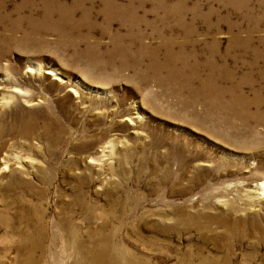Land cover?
I'll return each mask as SVG.
<instances>
[{"label": "rangeland", "instance_id": "obj_1", "mask_svg": "<svg viewBox=\"0 0 264 264\" xmlns=\"http://www.w3.org/2000/svg\"><path fill=\"white\" fill-rule=\"evenodd\" d=\"M167 42L191 89L150 69ZM239 93L264 101V0H0V264L35 228L33 264H110L102 238L122 264H264V103Z\"/></svg>", "mask_w": 264, "mask_h": 264}, {"label": "bare ground", "instance_id": "obj_2", "mask_svg": "<svg viewBox=\"0 0 264 264\" xmlns=\"http://www.w3.org/2000/svg\"><path fill=\"white\" fill-rule=\"evenodd\" d=\"M45 1V0H43ZM163 5V4H162ZM164 7V6H163ZM46 11H50L48 8H46ZM157 13V11H156ZM181 13H183L182 11H158V14L160 15H157V18L156 20L153 22V25H155L154 23H158L160 24L161 26H165L166 27V23H167V20L171 17V15H173L172 17L175 19L176 16H178L179 18L182 19L181 17ZM103 15L107 16V17H110V18H114V17H117L119 19V21H124L125 19H127V17L125 16V13L124 11H103L102 13ZM176 15V16H175ZM176 21L177 23H181V20L180 19H177L176 18ZM169 24V23H168ZM178 25V24H177ZM175 27V26H174ZM183 27V26H182ZM172 28V27H170ZM169 29V28H167ZM159 32V31H158ZM158 32H157V35H158ZM189 34V32H188ZM161 36V35H160ZM185 37V36H184ZM143 38V37H142ZM188 40V39H187ZM166 42V41H165ZM169 43V42H167ZM172 43V42H170ZM170 43L167 44V45H164L163 47H165V58H164V61L163 62H157L155 59H154V56L152 55V62H151V65H150V69L154 72H157V71H164L166 72V78L165 80L167 79V81H174L176 83L179 84L180 88L181 86L185 89H191V85L193 83V81H195V69L193 70L192 68V64L189 65V62H187L188 60H186V58L184 56H182L183 54L181 52H176L175 54H173L171 51H170ZM183 46V44H182ZM134 48V47H133ZM150 48V47H149ZM120 49V48H119ZM126 49V48H125ZM143 49H147V47H143ZM157 49V48H156ZM159 49V48H158ZM157 49V50H158ZM129 50V49H128ZM156 50V51H157ZM160 50V49H159ZM141 51V50H140ZM147 50H145L146 52ZM149 51V50H148ZM153 51V50H152ZM142 52V51H141ZM144 52V53H145ZM138 55H140L139 53L140 52H137ZM154 53V51H153ZM212 53V52H211ZM210 53V54H211ZM147 54V52H146ZM150 54V53H149ZM137 56V55H136ZM157 56V55H156ZM214 56V55H213ZM138 57V56H137ZM149 57V55H148ZM164 57V56H163ZM162 57V59H163ZM158 59V58H157ZM149 60V61H151ZM172 60V62H171ZM212 60V58H211ZM174 61H177V62H174ZM211 62V61H210ZM176 63V64H175ZM178 63V65H177ZM203 63V62H202ZM206 63V62H205ZM150 64V63H149ZM197 64V63H196ZM206 64H209V65H213L214 64H211L209 62H207ZM198 65V64H197ZM203 66V65H202ZM201 66V67H202ZM208 66V65H207ZM216 66V65H215ZM219 67V66H218ZM217 67V68H218ZM209 68H211V70L209 69V71H212L213 67L212 66H209ZM197 70V69H196ZM217 71V70H216ZM186 72H189L188 74H186ZM213 72V71H212ZM210 73V74H213V73ZM215 72V71H214ZM45 74L49 75V76H52L54 79L58 80V77L55 76V72L53 70H47L44 72ZM161 73V72H160ZM209 74V75H210ZM214 77V76H213ZM260 77V76H259ZM263 77V76H262ZM210 80L212 79L211 76L208 77ZM207 78V79H208ZM216 77L213 78V80H215ZM208 79V80H209ZM220 79V78H219ZM208 80L206 82L203 83V87L205 89H207V91H212L213 90V96L215 94V97H213L214 99H212V103L213 105L216 103V94L218 92L217 90V87H216V84L212 81V84L209 85L208 83ZM209 80V81H210ZM257 80V79H256ZM205 81V80H204ZM161 82V81H160ZM170 83V82H169ZM214 83V84H213ZM202 86H200V88H203ZM179 88V87H178ZM193 89V88H192ZM201 90V89H200ZM206 91V92H207ZM192 92V91H191ZM205 92V91H204ZM209 93V92H208ZM212 93V92H211ZM225 93L224 90H219V93L218 95H223ZM256 93V92H255ZM207 94V93H206ZM255 95V94H253ZM260 96V95H259ZM262 98V97H261ZM235 101H238L240 102L241 104L243 105H248V104H251L253 105V108H260L264 101L261 100L260 98H258L257 96H253V98H251L250 100H247V98L243 97L240 95V93L236 96L235 98ZM212 106V105H211ZM210 107V106H209ZM212 108V107H211ZM1 162V166H0V174L5 171L8 167V159L4 156L1 158L0 160ZM256 190H260V196L261 198L263 197L264 198V180L263 181H260L259 183L256 184ZM258 193V192H256ZM17 209L19 211L22 210V207H21V204L18 203L17 205ZM33 212L35 211L34 209H31ZM10 218V216L8 217V219ZM8 223H10V221H7ZM20 239L19 241V245H20V248H17V251L19 253H22L25 251H27V254H24L22 259H25V255H26V259H28L27 261L23 262L21 261L20 264H33V261H32V255L34 253V251L37 249V248H41V244L43 241V239L45 240L46 238V235H45V230L44 229H41V228H35L33 229L32 231H28L27 232H19L17 234ZM41 239V240H39ZM47 240H48V236H47ZM42 249V248H41ZM95 251V254L94 255L95 257L98 258H104L105 261H108L110 262V264H120L121 261L115 257L116 254H117V249L114 247L113 244L110 245V243L108 242V238H102V239H99V242L96 246V248L94 249ZM83 263L85 262V259L86 257L84 256L83 258ZM100 260V259H98ZM122 264V263H121Z\"/></svg>", "mask_w": 264, "mask_h": 264}]
</instances>
